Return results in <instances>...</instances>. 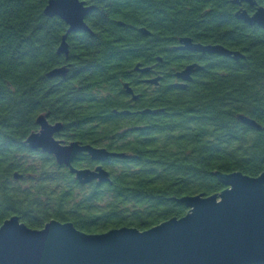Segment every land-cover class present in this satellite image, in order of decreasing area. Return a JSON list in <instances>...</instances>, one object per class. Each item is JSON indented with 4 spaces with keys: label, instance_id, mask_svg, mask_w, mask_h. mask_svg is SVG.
I'll list each match as a JSON object with an SVG mask.
<instances>
[{
    "label": "trees",
    "instance_id": "obj_1",
    "mask_svg": "<svg viewBox=\"0 0 264 264\" xmlns=\"http://www.w3.org/2000/svg\"><path fill=\"white\" fill-rule=\"evenodd\" d=\"M48 2L0 0V225L19 215L37 229L56 218L88 233L144 230L183 216L182 196L221 192L215 171H264V29L237 19L231 0H87L94 5L86 17L93 33L68 36V59L57 51L68 25L45 14ZM182 36L223 44L245 58L211 56L185 91L165 82L152 91L141 87L135 66L157 63L159 55L165 63V46ZM65 64L66 77L47 75ZM125 81L141 93L140 111ZM42 112L63 122L59 139L134 156L106 162L111 182L80 184L53 155L25 143ZM82 164L95 162L84 154L75 161Z\"/></svg>",
    "mask_w": 264,
    "mask_h": 264
},
{
    "label": "water",
    "instance_id": "obj_2",
    "mask_svg": "<svg viewBox=\"0 0 264 264\" xmlns=\"http://www.w3.org/2000/svg\"><path fill=\"white\" fill-rule=\"evenodd\" d=\"M238 6L235 16L249 25L264 29V5L258 0H231ZM243 4L255 6L250 12ZM94 5L86 0H49L45 14L58 16L68 25L62 36L58 53L69 58L68 36L73 32L93 33L86 17ZM141 31L149 35L146 27ZM182 49L218 54L239 60L245 58L240 50L230 49L220 43L194 42L192 37L180 38ZM140 64H137V68ZM201 64H191L177 75L191 80V74L203 70ZM148 71L149 67L140 68ZM70 64L55 67L49 77H66ZM157 83L159 77L150 79ZM176 86L186 87L184 83ZM128 92H133L125 83ZM137 94L133 97L137 98ZM144 109L142 113H154ZM238 118L256 129L262 125L254 118L239 114ZM39 126L25 140L31 150H41L65 165L80 184L96 181L111 182V173L105 163L111 157L130 158L127 152L112 151L104 146L66 142L56 137L63 129V122L52 123L49 113L37 116ZM86 152L98 161L95 168L77 167L74 160ZM225 188L211 195L199 193L179 198L187 207L181 217H171L148 229L132 226L111 228L104 232L88 233L71 221L52 218L37 229L21 221L19 215L7 218L0 225V264H264V171L251 176L242 171H215ZM21 173L15 172L16 179Z\"/></svg>",
    "mask_w": 264,
    "mask_h": 264
},
{
    "label": "flooded vegetation",
    "instance_id": "obj_3",
    "mask_svg": "<svg viewBox=\"0 0 264 264\" xmlns=\"http://www.w3.org/2000/svg\"><path fill=\"white\" fill-rule=\"evenodd\" d=\"M258 2H259V4L264 5V3L261 2V0H258ZM245 5H248V4H243L244 7H245ZM252 8H253L252 11H250L248 8L247 9L250 12H253L255 9V6ZM140 31H141V29H140ZM141 33L143 35H146L142 31H141ZM180 38L181 37H178L177 41L175 43H172V44L169 41L167 46H165L166 49H165L164 54H166V57H167L165 60V63H163L162 55H159L157 57V63H153L152 65H148V66H141L140 65L139 68H137V65L135 66V70H136V72H138L137 82L140 83L139 85H141V87H143L145 89H151V91H152L153 89L155 90V88L158 87L161 83L165 82V85L168 88H172L175 91H185L199 78V74L201 73V71H203L205 69V66L208 63L207 60L213 55H218V54L202 53V52L192 50V49L179 48L181 46ZM193 41L199 42V41H196L194 39H193ZM218 56H221V55H218ZM224 57H226V56H224ZM191 64H198V65L201 64L204 66V68L201 71L198 70V71L193 72L191 74V76H192L191 80H185V79H183L177 75L180 71L184 70L187 66H189ZM144 67H149V70L145 72V71H142L140 69V68H144ZM56 77H60V76H56ZM156 77H159V81L157 83L150 81V79H153ZM125 83L129 84V86L132 88L133 92L127 91V89L125 87ZM176 83H184V84H186V87L182 88V87L176 86ZM123 86H124L126 93H128L130 95V99L132 100L131 106H133L135 108L134 111H136V110L140 111L137 104H136V101L138 100L139 94H141V93L136 91L135 86H133L130 81H125ZM134 94L138 95L137 98L133 97ZM131 112H133V111H130V113ZM124 113L130 114L128 112H124ZM84 154H87V153L82 152L79 154V156H77V158L74 160V165H75V161L80 160ZM94 162H95V164L91 168H95L99 164L98 161H94ZM75 166H77V165H75ZM77 167L83 168V167H90V166L82 164L81 166H77ZM105 167H107L106 163H105ZM94 182H96V181H94Z\"/></svg>",
    "mask_w": 264,
    "mask_h": 264
}]
</instances>
